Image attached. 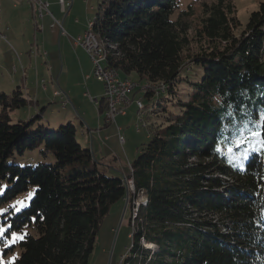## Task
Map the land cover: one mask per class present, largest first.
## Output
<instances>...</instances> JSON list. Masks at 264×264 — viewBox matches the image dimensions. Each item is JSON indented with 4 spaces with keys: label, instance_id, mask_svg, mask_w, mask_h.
<instances>
[{
    "label": "trees",
    "instance_id": "trees-1",
    "mask_svg": "<svg viewBox=\"0 0 264 264\" xmlns=\"http://www.w3.org/2000/svg\"><path fill=\"white\" fill-rule=\"evenodd\" d=\"M195 1L194 31L181 16L190 5L175 16L182 0H98L92 19L104 64L149 89L148 140L126 175L146 198L120 264H264V0L242 29L232 0ZM27 103L20 86L0 91L4 264H88L102 219L127 195L125 175L101 169L70 120L44 121L47 106L12 121ZM12 231L20 238L5 248Z\"/></svg>",
    "mask_w": 264,
    "mask_h": 264
},
{
    "label": "rangeland",
    "instance_id": "rangeland-1",
    "mask_svg": "<svg viewBox=\"0 0 264 264\" xmlns=\"http://www.w3.org/2000/svg\"><path fill=\"white\" fill-rule=\"evenodd\" d=\"M47 1L51 5V11L57 17V12L53 10L57 0ZM261 1L263 0H232L236 17L240 22L239 29L245 27L250 13L258 8ZM97 3L98 0H73L71 7L70 0H66V9L68 10L66 15L69 13L67 16L65 15L66 18L64 20L66 34L60 35L59 26L51 27L52 18V22L50 21L44 32L36 28L35 24H38L40 27L41 25L45 26V23L39 16H34L32 5L27 0H0V88L6 90L11 82L16 81V83L22 84L25 90L27 89L33 95L30 96L33 100H36L37 97L41 99L42 97L51 96V94L56 95V91L60 95L70 96L72 101L68 102L67 111L62 109V106H65V104L62 102L55 103V112H53L52 117L55 118L56 124L53 127L57 126L60 122H66L70 118L76 128L78 141L82 146L88 147L87 140L90 135L81 132L84 125L81 124V117L83 115L80 116L78 113L84 112L88 118H91L94 122L96 121L95 125L98 119L99 121L101 120L103 132L100 137L105 138V140L103 141L99 136L97 138V135H95V138L98 142L104 143V146L102 144V148L106 155V160L102 161V158L98 157V148L94 146V153L100 162L99 167L107 169V173L119 175L124 173L126 176L129 173V163L136 157L142 144L148 140V132L145 127L149 119L145 118V111L140 115V112L137 113L136 105L131 104L127 108L128 116L122 117V119L117 117L116 122L105 125L103 111L99 112V105H95L89 99L88 95H92V97L98 96L99 100L104 93V86L93 75V64H91L89 54L84 51L85 49L83 50V47H80L82 49H77L73 43V39L82 35L86 30L87 23L93 19ZM188 5H190L194 14L191 16L182 14V20L189 22L192 30H195L196 28H200V6L195 0H182L181 7L175 13V16L187 10L186 7ZM75 20L79 21V23L75 24ZM80 28L82 32L77 34ZM37 43L40 45L39 54L35 51V44ZM29 52H31V58L28 56ZM35 53L38 56L36 59H39L41 62L45 61L46 66L48 68L52 67V69L46 71L44 67H40L44 63L39 65L40 68H35L37 66L33 62L35 61V58H33ZM84 65L88 69H85ZM87 75H92V77L85 85L84 78ZM119 75L121 78L131 77V79L139 84L145 83L144 80H140L133 73L128 76L119 72ZM62 85L68 92L62 88ZM138 87L136 86L133 90L136 89V92L140 93L143 102L146 104L148 100L144 96L142 89ZM48 105H51V103ZM131 106L133 107L131 108ZM28 108L27 104L25 107L10 111L11 120H18V115H23L20 116V119H23L25 114L22 112L28 110ZM44 115V117H51V113ZM136 124L145 125V127H141L140 131H136ZM117 125L123 128L121 133L126 139L123 145L118 141ZM92 128V132H96L97 126H92ZM40 161L35 156V162ZM3 187L4 183L0 185V192L3 190ZM32 193L33 189H30L14 199V203H16L15 210L26 205ZM131 193V191L128 193L122 200L123 202L118 201L114 203L107 215L102 219L88 264H120L122 258L129 254L133 230V223L129 224V217L130 215L131 217L133 216L132 208L134 206ZM144 196V194L140 193V196L137 198L138 204L139 202L142 204L143 199L146 198ZM137 203L135 207H137ZM135 207L134 215L137 211ZM142 244L147 246V243L144 241ZM148 246L154 250L156 248V245L153 243ZM3 258L4 255L0 252V264H4Z\"/></svg>",
    "mask_w": 264,
    "mask_h": 264
},
{
    "label": "built area",
    "instance_id": "built-area-1",
    "mask_svg": "<svg viewBox=\"0 0 264 264\" xmlns=\"http://www.w3.org/2000/svg\"><path fill=\"white\" fill-rule=\"evenodd\" d=\"M34 3H38L40 10L42 12V16L45 13L50 15L53 18V22L51 27L57 25L60 29V35H65L66 31L62 26V23L53 17L52 13L48 9V2L46 0H34ZM60 9L63 13H67L68 10L66 9V0H58ZM74 45H78L83 47L86 52L89 54L91 62L93 64V75L103 83L104 86V93L103 98L105 102V109L103 110L104 113V122L106 124H111L115 122V118L117 115H125L127 114V108L134 104L137 108V113H143L145 104L142 100V97H131L130 93L134 91L135 87L128 86V84H120L116 83L114 79V73L110 66L105 65L104 63H100V56L98 45L94 43L92 40V36L90 34V28H87L82 35H79L73 39ZM149 89H142L143 93ZM159 91H155L157 94ZM56 95H60L58 91H56ZM89 96V95H88ZM89 99L94 104H99V100L96 97L89 96ZM136 131H140L141 127H145V125L136 124ZM117 135L118 141L121 145H123L126 141L124 135L121 133L122 128L121 126H117ZM132 167L129 163V173H131ZM125 183L127 186V195L131 191L132 193V202H134V206L132 208L133 216H134V207L137 203V197H133L135 194L134 186L131 182V177L125 176ZM126 195V196H127Z\"/></svg>",
    "mask_w": 264,
    "mask_h": 264
},
{
    "label": "crops",
    "instance_id": "crops-1",
    "mask_svg": "<svg viewBox=\"0 0 264 264\" xmlns=\"http://www.w3.org/2000/svg\"><path fill=\"white\" fill-rule=\"evenodd\" d=\"M28 1V3H30L29 2V0H27ZM47 1V0H46ZM48 2V1H47ZM70 3H71V7H72V5H73V0H70ZM31 4V3H30ZM48 9H49V11L52 13V15H53V17L54 18H56L57 20H59L61 23H62V26H63V28H64V20H65V18H66V16L69 14H67L66 15V13H63L62 11H61V9H60V6H59V3H58V0H57V3L56 4H54V8H53V10L54 11H56L57 12V17L54 15L55 13L53 12V11H51V5H50V3L48 2ZM33 12V11H32ZM63 15V17L61 18V16ZM66 15V16H65ZM35 16V15H34ZM51 16L50 15H48L47 13H45L44 12V14H43V16L41 17V19H43L44 20V23H45V26H38V24H35L36 25V28H38V30H40L41 32L43 31L44 32V29L47 27V25L50 23V21H51ZM53 19V18H52ZM62 19V20H61ZM52 22V21H51ZM79 23V21H77V20H75V24H78ZM54 27H57V25H55V26H53V28ZM42 29V30H41ZM82 32V29L80 28L79 29V32L77 33V34H79V33H81ZM59 34H60V32H59ZM63 44V43H62ZM36 45V53L37 54H39V44L37 43V44H35ZM60 45H61V43H60ZM75 47H77V49L78 48H80L81 46H76L75 45ZM80 49H82V48H80ZM83 50H84V48H83ZM82 50V51H83ZM84 51H86V50H84ZM79 52V51H78ZM36 53H35V56L33 57V58H35V61H33L34 63H36V65L37 66H35V68L37 67V68H40V67H44L45 68V70L46 71H49L50 69H52V67L51 68H48L47 66H46V63H45V61L44 62H41L39 59H36V58H38V56H36ZM31 52H29V54H28V56H29V58H31ZM30 61H31V59H29ZM41 63H44V64H41ZM41 64V66L39 67V65ZM91 64H92V62H91ZM84 68L85 69H88L85 65H84ZM16 70V69H15ZM17 72V71H16ZM129 76V75H128ZM91 77H92V75H87L84 79V84L86 85V82L89 80V79H91ZM17 86H20V88H21V90H22V92H23V94H24V96L27 98V104H28V110H24L22 113L23 114H25V117L23 118V119H28V118H30V117H32V116H34L36 113H38L41 109H42V107H44V106H47V108H45V110H44V113L42 114V116H41V118L44 120V121H48V122H53V123H56V120H55V118H53L52 117V114H53V112H55V110H54V107H55V103H57V102H62L63 104H65V106H62V109L64 110V111H67L68 110V102H70V100L72 101V98L70 97V96H63V95H54V94H51V96H48V97H42L41 99L39 98V97H37L36 98V100H33L30 96H33V95H31V93L29 92V91H27V89L25 90V87L24 86H22V84H20V83H16V81H13V82H11L10 83V86L8 87V88H6V90L5 89H3V88H0V91H4V92H6V93H11L12 91H13V89L15 88V87H17ZM63 86V85H62ZM64 90H66L67 91V89H65V87L63 86L62 87ZM138 89V88H137ZM9 90V91H8ZM11 90V91H10ZM68 92V91H67ZM26 93V94H25ZM68 94V93H67ZM84 95H86V93H84ZM90 96V95H89ZM103 96V95H102ZM102 96H101V98H102ZM130 96L131 97H140V93H137L136 92V89L134 90V91H132L131 93H130ZM91 97H92V95H91ZM94 97H96V98H98V96H94ZM38 99H40V100H38ZM68 100V101H67ZM51 103V105H48V104H50ZM73 103V102H72ZM96 105V104H95ZM27 106V105H26ZM73 106H74V103H73ZM75 107V106H74ZM133 106H131V108H132ZM99 112H101V111H99ZM47 113H51V117L49 118V117H44L45 115L44 114H47ZM80 116L81 115H83V117H81V124H84L83 125V127H82V130H81V132L82 133H84V134H87V135H90V137H89V139L87 140V142H88V147L89 148H91V150L93 151V153H94V146H97V148H98V157H100V158H102V161H104V160H106L105 158V154H104V152H103V146H104V143H100V142H98V140L95 138V135H97V138H98V136H99V138H102V137H100V136H102L101 134H102V132H103V126H102V121L100 120L99 121V119H98V122L96 123V125H95V122H94V120H92L91 118H88L87 116H86V114L84 113V112H81V113H78ZM129 115V113L127 112V114H125V115H117L116 116V118L118 117V118H120V119H122V117H125V116H128ZM19 116V119L21 118L20 116H23V115H18ZM116 118H115V122H116ZM68 120H70L72 123H73V121L70 119V118H68ZM105 123V122H104ZM74 124V123H73ZM105 125H107L106 123H105ZM92 126H97V128H96V132H92ZM117 126H119V125H117ZM122 128V127H121ZM117 130V129H116ZM122 130H123V128H122ZM101 140V139H100ZM102 140L104 141L105 140V138H102ZM102 144H103V146H102ZM94 155H95V153H94ZM95 157H96V155H95ZM115 159V158H114ZM123 202V201H122Z\"/></svg>",
    "mask_w": 264,
    "mask_h": 264
},
{
    "label": "bare ground",
    "instance_id": "bare-ground-1",
    "mask_svg": "<svg viewBox=\"0 0 264 264\" xmlns=\"http://www.w3.org/2000/svg\"><path fill=\"white\" fill-rule=\"evenodd\" d=\"M29 2L31 3L32 5V8H33V12H34V15H37L39 16L40 18L42 17V12L40 10V7H39V4L38 3H34V0H29ZM92 20L90 22H88V28H90V34L92 36V40L94 43H97L98 45V49H99V53H101V56H100V63H104V59H105V49L99 44V42L97 41L96 37L93 35L92 33ZM113 73H114V79L116 80V83H120V84H128V86H132L134 87L135 86V82H133L131 79L129 78H119L118 77V74L116 72V70H114L113 68H111ZM147 86V84L143 85L142 87L145 88ZM156 87H160L158 85H156ZM132 182V181H131ZM133 184V183H132ZM145 199H143L142 202H144ZM139 204L137 203V206ZM136 208V207H135ZM136 213V212H135Z\"/></svg>",
    "mask_w": 264,
    "mask_h": 264
},
{
    "label": "snow or ice",
    "instance_id": "snow-or-ice-1",
    "mask_svg": "<svg viewBox=\"0 0 264 264\" xmlns=\"http://www.w3.org/2000/svg\"><path fill=\"white\" fill-rule=\"evenodd\" d=\"M262 120H264V113H262ZM244 123H247V121H244ZM250 135L259 136V132H251ZM236 142H237V144H243V143L246 142V140H244V139H237ZM260 147L261 148H264V141H260ZM249 151H256V152H258V151H260V149L255 148V146L253 145L249 149ZM245 159H247V154L245 155ZM19 210L20 209H17V211H19ZM0 211H3V210L0 209ZM11 227H12L11 224H8L7 227H5L4 225H0V238L4 237V235L9 232V230L11 229ZM19 238H20L19 234L16 233V232H14V231H12L11 232V240L8 243L5 244V248L9 247L10 244L15 243V241L17 239H19ZM0 252H3V249H0Z\"/></svg>",
    "mask_w": 264,
    "mask_h": 264
}]
</instances>
